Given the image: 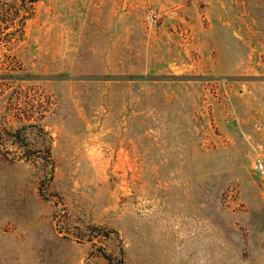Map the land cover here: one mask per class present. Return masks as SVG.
I'll list each match as a JSON object with an SVG mask.
<instances>
[{"label": "rangeland", "instance_id": "obj_1", "mask_svg": "<svg viewBox=\"0 0 264 264\" xmlns=\"http://www.w3.org/2000/svg\"><path fill=\"white\" fill-rule=\"evenodd\" d=\"M264 0H0V264H264Z\"/></svg>", "mask_w": 264, "mask_h": 264}, {"label": "built area", "instance_id": "obj_2", "mask_svg": "<svg viewBox=\"0 0 264 264\" xmlns=\"http://www.w3.org/2000/svg\"><path fill=\"white\" fill-rule=\"evenodd\" d=\"M256 169L260 172H264V163L258 161L255 165Z\"/></svg>", "mask_w": 264, "mask_h": 264}]
</instances>
